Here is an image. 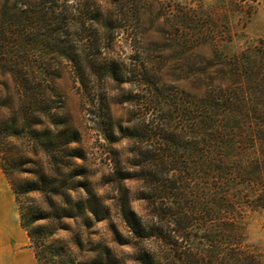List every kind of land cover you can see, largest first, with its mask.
<instances>
[{
    "label": "trees",
    "instance_id": "1",
    "mask_svg": "<svg viewBox=\"0 0 264 264\" xmlns=\"http://www.w3.org/2000/svg\"><path fill=\"white\" fill-rule=\"evenodd\" d=\"M213 1L206 11L202 6L168 7L161 15L170 20L171 50L178 60L197 55L204 43L216 48L210 58L193 61L197 93L161 80L162 52H114L127 22L134 16L138 30L147 10L134 0H5L0 6V76L7 77L17 99L15 105L0 102V108H7L0 119V167L6 176L12 172L16 152L26 162L37 153L47 157L45 165L20 171L32 175L27 190L41 194L47 205L30 204L19 211L39 264H117L108 245L88 261L76 251L81 241L54 238L56 230H67L63 220L83 219L85 226L93 219L107 220L113 240L130 244L110 220L102 196L79 185L83 193L75 198L72 179L61 175L66 164L58 161L55 173L51 167L49 159L56 160L62 149L71 159L85 158L72 146L80 134L57 91L64 65L84 104L102 111L87 110L99 120L104 138L113 143L122 130L130 140L129 168L137 170L144 184V228L125 201L119 206L128 232L140 242L136 249L144 248V264H263L261 255L246 245V226L248 210L264 209V38L222 54L214 17L218 11L251 14L258 0ZM202 15L210 21L201 22ZM183 61L180 65H186ZM131 76L137 90L124 96L120 86ZM118 89L122 92L113 93ZM113 102L137 111L124 129L113 120ZM33 221L43 223L31 225ZM49 224L53 229L46 230Z\"/></svg>",
    "mask_w": 264,
    "mask_h": 264
},
{
    "label": "rangeland",
    "instance_id": "2",
    "mask_svg": "<svg viewBox=\"0 0 264 264\" xmlns=\"http://www.w3.org/2000/svg\"><path fill=\"white\" fill-rule=\"evenodd\" d=\"M5 0H0V6ZM105 3L109 0H98ZM140 7H146L147 10L139 18V28L135 29L133 23L136 21L134 16L131 17L129 25L123 31L120 40L114 48V52L120 56L134 55V49H142L144 52H149L152 56L162 52V57L158 59L163 67L162 81L168 85L178 87L179 89L197 93L198 89L196 81L192 77L193 61L204 57L210 58L216 48H212L208 43L198 47L196 54L192 53L186 56L184 61L178 60L177 54L172 51L173 38L170 37L172 32L170 27V20L162 17V13L168 7L178 9L180 7H193L195 9L209 10L214 3L213 0H134ZM203 13V11L201 12ZM200 13V14H201ZM204 14V13H203ZM215 24L217 26V38L219 52L222 54H233L239 52L247 45L255 42L259 38H264V0H258L254 3V10L251 14L234 12L231 16L218 11ZM159 19V20H158ZM171 19V18H169ZM210 21L209 18L202 15L201 22ZM229 24V25H228ZM138 33L139 38L136 40H127ZM135 57V56H134ZM184 57V56H183ZM135 61V60H133ZM186 65H180L181 62ZM185 69V73L179 72V69ZM183 76V79L181 78ZM131 82L122 84L120 87L124 89V96L129 95L132 90L136 92V79L131 76ZM2 81L7 83L4 87ZM57 91L60 93L67 112L69 121L72 126L79 131L80 141L74 143L72 146L76 147V152L85 153V158L71 159L67 150L62 149L56 156V160L51 161V167L58 171L59 163L62 161L66 164L65 172L61 175L72 179L71 187H74L72 196L77 198L83 191L79 185H86L96 194L102 196L104 202L110 206V220L114 222L118 231L124 238H127L130 244L124 245L114 241L108 229V221H95L90 222L89 226H85L83 219L77 220H63L67 230H56L54 238L63 239L67 241H81L82 247L77 249L78 255L93 261L105 245L111 249L110 253L117 261V264H144V248L137 250L136 247L140 243L136 236L128 232V226L123 220L120 212V200L125 201L127 207L136 213L139 218V226L144 228V216L147 215V207L144 199H142V191H144L143 181L139 178L136 169L129 168V157L131 156L130 140L122 135V130H118L115 134L117 139L111 143L107 141L100 127L97 125L95 118L87 110L92 107L84 104L78 90V83L74 80L73 74L68 67L64 65L60 76L56 81ZM118 87L117 85H114ZM121 90H114L113 93H120ZM122 94L115 95L119 99ZM9 97L10 101L6 99ZM0 102L15 105L17 102L15 93L13 92L11 83L6 76H0ZM113 120L116 126H121L124 129L126 121L134 117L137 111L132 110L130 104L113 102L111 105ZM95 111V114H101L102 111ZM141 112V111H139ZM7 115V108H0V119H4ZM19 148L23 145V140L17 141ZM4 148L0 145V152ZM2 156V152L0 153ZM34 164L26 162V159L20 158V153L16 152L14 159L17 161L16 166L12 172L8 170L6 176L8 184L12 188L18 210L24 209L25 206L36 203L41 207L46 208V203L43 197L38 192H29L27 189L30 185L32 175L28 173H21L23 168L31 167L35 169L38 164L45 165L46 158L44 154L37 153L34 156H28ZM25 161V163H24ZM48 161V160H47ZM13 166V165H12ZM61 177V176H60ZM60 177L57 178V183H60ZM71 177V178H70ZM20 214V212H19ZM30 216V215H29ZM29 219L25 218V222ZM42 221H33L31 225H39ZM53 229L52 224L46 227V230ZM247 241L248 249L258 253L262 257L264 264V209L248 210L247 211ZM142 246L144 241L141 242Z\"/></svg>",
    "mask_w": 264,
    "mask_h": 264
},
{
    "label": "crops",
    "instance_id": "3",
    "mask_svg": "<svg viewBox=\"0 0 264 264\" xmlns=\"http://www.w3.org/2000/svg\"><path fill=\"white\" fill-rule=\"evenodd\" d=\"M0 264H39L22 227L12 188L0 167Z\"/></svg>",
    "mask_w": 264,
    "mask_h": 264
}]
</instances>
